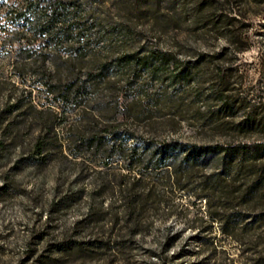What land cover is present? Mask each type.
I'll return each instance as SVG.
<instances>
[{
	"label": "rangeland",
	"instance_id": "obj_1",
	"mask_svg": "<svg viewBox=\"0 0 264 264\" xmlns=\"http://www.w3.org/2000/svg\"><path fill=\"white\" fill-rule=\"evenodd\" d=\"M8 11L24 14L16 34L0 28V264H264V157L250 170L214 158L153 172L130 236L112 220L132 199L128 160L73 142L103 127L148 153L163 140L264 142V0H0V27ZM46 21L47 34L28 28ZM157 49L177 68L155 69ZM249 114L255 124L240 131ZM95 239L100 248H72Z\"/></svg>",
	"mask_w": 264,
	"mask_h": 264
},
{
	"label": "trees",
	"instance_id": "obj_2",
	"mask_svg": "<svg viewBox=\"0 0 264 264\" xmlns=\"http://www.w3.org/2000/svg\"><path fill=\"white\" fill-rule=\"evenodd\" d=\"M21 14L24 13L8 11V14L3 17L4 23H2V26L0 27L4 34H16V31H12V20L16 17H20ZM28 26L27 27L29 29H32L35 32L38 31L42 34H47L50 32L48 27L49 21H46L45 23L38 26H35V24ZM13 42H15L13 38L3 41L4 44H12ZM16 42H18V44L22 47L27 44L26 41L25 43L21 39L16 40ZM29 56L30 55L26 53L23 59H27ZM147 58L150 61H155V63L157 64V67L155 66V69H157L158 67H171L174 69L177 68V58L170 52H162L158 49L152 50L148 52ZM47 111H49L52 116V121L47 127L48 130H46V132L49 133L53 131V123L58 120L59 117H57V114L53 113L51 110L47 109ZM43 112L45 111H38V113ZM255 121V116L249 114L246 115L244 119L237 124V126L239 127L240 131L250 129L255 124ZM43 131L44 130L41 128V131H39V134L36 136L33 143L35 154L37 155V157H40V160L44 159L45 152L48 150L49 146V143H47V138L44 136L45 133H43ZM118 132H120L118 127H103L97 131H93L92 133H90V135H78V137L73 142L74 148L85 146L86 151L90 150L91 148L103 150L108 149L114 151V153H109L107 158H111V156L114 155L119 159L128 160L125 166L128 172L122 176L123 178L126 177L131 181H126L123 179L122 183L126 189H129L133 192L132 199L129 200L127 204L128 210H125L121 217H118L114 213V217L112 218V220H114L113 222L115 223L120 222V220L121 222L125 223L130 236L138 234L140 231V227L143 224V218L141 215L142 213L136 208H138L139 206L141 207V205L143 204V197L149 198V195L151 194V192H149L150 189L145 192L147 183L144 184V181L147 179V177H150L153 172H160L161 170L167 171L170 166H173L174 163L177 162L178 165L183 166L185 168V172L188 173L190 172V168L198 169L199 167L208 166V164L212 160H214V158L218 160L221 169L222 167L227 168L231 165L240 167L243 164H248V169L250 170L252 169L251 165L254 164L257 158L264 157V142L237 143L232 145H184L178 143L175 140H163L154 145L151 151H149L148 153L147 151L150 150V144H147V148L142 149V151H139L136 143L130 144L129 147H126L125 145L123 146L122 141L115 138V136L119 134ZM51 133L54 134V132ZM53 136V139L56 140L55 134ZM126 138L132 141L135 140L137 142L136 137L132 132H129L126 135ZM3 146L4 144L0 141V148ZM240 157H243L245 159L240 160ZM108 164V161L104 163L105 166H108ZM132 172H134L135 175H133ZM221 180L223 179H221L220 174H218V176L215 177L217 188L222 187V184L220 183ZM110 182L111 181L109 179H102L99 187L104 186L105 184L110 185ZM246 186L250 190L253 187V184H248ZM92 212L93 211L89 210L88 213L85 214L81 220H79L80 223L90 220L89 218ZM100 212L101 211H99L98 213L95 212V214L98 216L95 222H99L100 220H102L103 216L100 215ZM102 242L104 241L96 239L89 242H79L78 244L73 245L72 248H100ZM58 250L61 251L62 249L59 248Z\"/></svg>",
	"mask_w": 264,
	"mask_h": 264
},
{
	"label": "built area",
	"instance_id": "obj_3",
	"mask_svg": "<svg viewBox=\"0 0 264 264\" xmlns=\"http://www.w3.org/2000/svg\"><path fill=\"white\" fill-rule=\"evenodd\" d=\"M262 18H264V16H263ZM258 52L264 54V44H260V45L257 47V53H258Z\"/></svg>",
	"mask_w": 264,
	"mask_h": 264
},
{
	"label": "bare ground",
	"instance_id": "obj_4",
	"mask_svg": "<svg viewBox=\"0 0 264 264\" xmlns=\"http://www.w3.org/2000/svg\"><path fill=\"white\" fill-rule=\"evenodd\" d=\"M262 24L264 23V18H261V21H260Z\"/></svg>",
	"mask_w": 264,
	"mask_h": 264
}]
</instances>
